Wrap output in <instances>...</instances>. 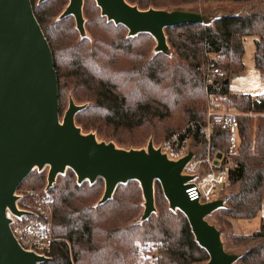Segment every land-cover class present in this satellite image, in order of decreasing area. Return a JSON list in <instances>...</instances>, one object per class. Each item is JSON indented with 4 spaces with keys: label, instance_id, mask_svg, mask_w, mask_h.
<instances>
[{
    "label": "trees",
    "instance_id": "1",
    "mask_svg": "<svg viewBox=\"0 0 264 264\" xmlns=\"http://www.w3.org/2000/svg\"><path fill=\"white\" fill-rule=\"evenodd\" d=\"M125 1L139 10L198 12L202 7L241 5L249 11L224 14L210 25L166 28L167 44L176 56L170 60L169 55L154 51L156 42L150 34L129 37L124 26L107 22L96 4H83L85 35L80 36L72 16L59 19L69 0L39 4L31 0L52 52L59 115L66 99L67 103L71 99L75 105L85 106L74 118L82 133L140 149L150 135L163 143L188 123L205 125L209 96L237 111L264 114V93L259 95L261 105H252L251 96L232 94L228 89L229 79L244 71L247 37L253 38L254 65L264 80V0ZM214 60H219L215 66L222 74L207 86L208 65ZM239 137V149L232 155L228 154L227 133L219 127L213 128L209 144L198 131L191 140L196 158H204L208 150L212 156L222 157L217 169L226 172V183L216 196L225 188L232 193L226 198V207L212 215H219V223L230 232L232 220L250 221L264 207V116L239 118ZM207 171L205 166L201 175ZM46 180V170H34L16 193L42 192ZM103 191L102 179L79 185L71 170L56 178L48 190L54 199L53 245L45 264H134L136 245L155 249L159 264L208 262V254L195 242L185 216L167 208L159 183L154 186L158 214L145 221H140L144 200L138 182L118 186L112 198L99 205ZM230 241L237 246L252 243L235 264H264V221L248 235L232 234Z\"/></svg>",
    "mask_w": 264,
    "mask_h": 264
},
{
    "label": "water",
    "instance_id": "2",
    "mask_svg": "<svg viewBox=\"0 0 264 264\" xmlns=\"http://www.w3.org/2000/svg\"><path fill=\"white\" fill-rule=\"evenodd\" d=\"M94 1L107 22L124 26L129 37L150 34L156 42L154 51L166 55L170 50L166 28L210 25L222 16L202 11L139 10L125 0ZM83 3L84 0H69L59 17L72 16L80 36L85 35ZM84 108L70 99L60 119L52 52L34 16L31 0H0V264L47 262L18 246L6 217L7 211L22 215L16 208L19 185L34 170L46 168V190L67 170L75 174L79 185H92L102 179L104 191L99 205L110 200L118 186L138 182L144 200L140 221L155 212L154 186L159 183L169 210L185 216L195 242L208 254L206 264H235L241 253L226 251L221 232L208 221L224 207V200L200 204L190 201L185 193L192 177L183 175L182 170L194 152L172 161L151 140L141 149H123L113 142L99 141L94 133L84 134L75 124V115Z\"/></svg>",
    "mask_w": 264,
    "mask_h": 264
},
{
    "label": "built area",
    "instance_id": "3",
    "mask_svg": "<svg viewBox=\"0 0 264 264\" xmlns=\"http://www.w3.org/2000/svg\"><path fill=\"white\" fill-rule=\"evenodd\" d=\"M219 60L208 65L205 83L207 86L214 84L216 78L221 76L222 71L215 66ZM259 96L252 97L251 104L261 105ZM248 118L264 116L247 111L243 114ZM219 127L228 136V154L237 153L240 145L239 137V114L236 112L222 110L220 103L213 97H208L206 103V123L198 127L194 123H188L180 132L173 134L169 139L161 143L158 148L169 160L178 161L185 157L190 148L192 136L196 131L201 133L207 144L210 142L213 128ZM194 152V151H193ZM222 157L212 156L209 150L204 158H196L195 152L192 159L184 166L182 174L192 177L185 191L190 201L200 204L209 203L218 197V190L226 183V172L218 170ZM207 167V173L202 174L203 168ZM16 208L22 215L16 216L9 211L6 217L10 220L9 228L18 246L25 252L36 256L50 259L53 245L51 236V224L54 199L49 195L46 188L41 191L26 190L17 195ZM136 257L134 264H159L158 254L155 249L146 245H136L133 248Z\"/></svg>",
    "mask_w": 264,
    "mask_h": 264
},
{
    "label": "rangeland",
    "instance_id": "4",
    "mask_svg": "<svg viewBox=\"0 0 264 264\" xmlns=\"http://www.w3.org/2000/svg\"><path fill=\"white\" fill-rule=\"evenodd\" d=\"M37 4H39V0H37ZM83 4L87 5V6L91 5V6L95 7V3L91 0L85 1ZM201 9L206 10V11L202 10V12H206L209 15L215 14L214 16L224 15L227 13L244 14V13H247L249 11L245 6L241 7V5H215V6H209L208 8L202 7ZM86 35H89V33L86 32ZM243 46H244V55H243L242 61L244 64V71L242 73H240L239 75H237L236 77H232L229 79L228 89H229V92L232 94H245V95H249L251 97H256V96H259L260 94L264 93V80L262 79V75H261L260 71H258L254 65L253 38H251V37L245 38ZM169 58H170V60H176V56L173 54V52L171 50H169ZM67 95L70 96V91H68ZM67 99L64 102V105H63L64 111H63L62 115H60V119H62L65 111L68 108ZM218 102L220 103L222 110H228V111L236 112L239 114L240 119H246V117L243 115L244 112H241L240 110L237 111V110H234L232 108H228L227 105L221 100ZM97 139L99 141H105V142L107 141L106 139H103V138H97ZM149 140L152 141L154 147H158L162 143V141H159V142L156 141L157 142L156 143L154 140V137L152 135H150L147 137L144 144H142L139 148L140 149L145 148L147 143L149 142ZM111 142H113L117 147H120L123 149L130 148V147H123V146L118 145L114 139H112ZM191 147L192 146L190 145V148ZM191 149L194 151L193 148H191ZM45 170H46V174H47L48 169L46 168ZM45 188H46V186H45ZM231 193H232V189L225 188L222 192H220V194L217 195V197L219 199L224 200V202H225L224 208L226 207V198L229 197L231 195ZM166 204H167L166 206L168 208V203H166ZM263 205H264V202H263ZM155 209H156V207H155ZM142 213H143V205L141 203V210H140L139 215L141 216ZM263 213H264V210H263ZM153 214H156V215L158 214L157 209L155 210V212ZM263 216L264 215H262V213H261L257 218H255L251 221V224H253V225L258 224L259 221L261 220L260 218ZM218 219H220V217H219V215H216V214L208 217L209 223L215 225L216 228L221 232L222 242L224 244V248L226 251H228L230 253H243L245 250L252 247V243L251 244L249 243L246 245L240 244L239 246L234 245L230 241L231 236H232V234H234V232H232V231L230 232V229H228V227L225 224L219 223Z\"/></svg>",
    "mask_w": 264,
    "mask_h": 264
},
{
    "label": "crops",
    "instance_id": "5",
    "mask_svg": "<svg viewBox=\"0 0 264 264\" xmlns=\"http://www.w3.org/2000/svg\"><path fill=\"white\" fill-rule=\"evenodd\" d=\"M263 202H264V199H263ZM263 210H264V208L260 212V214L262 213V215H264ZM260 219L261 220L259 221V223L258 224H254V225L251 224V221L253 219L250 220V221H237V220H232L231 221V224H232V228H233L234 234H236V235H248V234L256 231L259 228V225H260L261 221H264V216L261 217Z\"/></svg>",
    "mask_w": 264,
    "mask_h": 264
}]
</instances>
